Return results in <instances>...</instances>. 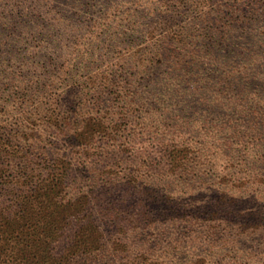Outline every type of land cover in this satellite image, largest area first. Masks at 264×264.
Returning <instances> with one entry per match:
<instances>
[{
    "label": "trees",
    "instance_id": "obj_1",
    "mask_svg": "<svg viewBox=\"0 0 264 264\" xmlns=\"http://www.w3.org/2000/svg\"><path fill=\"white\" fill-rule=\"evenodd\" d=\"M63 1L0 0V118L18 112L22 123L28 113L39 121L33 130L28 125L17 130L27 140L37 137L35 144L24 147L0 136V264H205L198 260L203 258L200 247L211 240L238 245V251L247 253L250 238L251 245L264 241V205L222 186L227 181L208 168L204 141L138 148L139 137L129 122L139 108H172L171 116L186 112L203 130L199 110H215L232 122L236 118L252 123L246 130L259 140L253 153L256 163L263 164L264 8L253 7L264 0H242L244 9L224 8L214 16L205 13L193 24L197 28L171 29L124 55L121 71L137 68L147 82L144 89L115 94L110 78L105 83L92 80L90 86L86 79L91 90L77 86L56 96L47 90L51 75L64 68L65 61L57 60L58 67L49 74L56 36L34 34L37 44L22 51L10 48L8 41L25 38L27 33L18 26L22 22L29 28L44 18L43 11L34 8H58ZM156 19V33L171 28ZM57 26L73 44L93 33L84 26ZM108 34L111 43L106 37L102 46L87 47V54L77 51L72 59L102 61L117 48V55H123L136 45L126 30ZM44 40L51 42L48 51ZM79 63L72 66L78 69ZM104 101L105 110L99 108ZM117 104H122L120 110ZM125 106L135 109L129 114ZM163 116L160 111V121ZM144 119L153 122L152 116ZM235 125L227 129L236 139L224 138L230 152L242 139ZM45 129L55 131L48 145ZM191 145L204 153L202 160L188 156ZM244 150L249 151V145ZM193 160L203 169L193 172ZM191 173L198 182H183ZM211 173L220 178L216 183L208 180L214 179ZM258 176L264 180V173ZM209 186L221 191L215 204L208 202L216 195L198 198Z\"/></svg>",
    "mask_w": 264,
    "mask_h": 264
},
{
    "label": "rangeland",
    "instance_id": "obj_2",
    "mask_svg": "<svg viewBox=\"0 0 264 264\" xmlns=\"http://www.w3.org/2000/svg\"><path fill=\"white\" fill-rule=\"evenodd\" d=\"M241 1L242 0H91L89 2V0H64L58 8H34L35 10L43 11L44 18L35 21V23H29V28H26L25 24H23L26 22H22L18 26L22 28L24 34L27 33L25 38L11 37L8 44L10 48L15 50L16 48H21L22 51L24 48L30 47L32 43L33 45L37 44V40L33 39L34 34L37 35L45 31L54 35V37L56 36V40L54 41L55 44L52 43L54 51L56 50L54 54L55 60L53 61L54 65L49 66V74L54 72L56 67H58L55 66L57 60L65 62L62 71H59L57 74H52L51 78L48 80V83L52 82L51 86L47 89L50 94L53 93L56 94V96H61L62 91L65 89L77 86L90 89L86 87L85 81L88 80L90 86L92 80L105 83L106 78H110V82L113 84L112 91H116L115 94H117L119 90V93L125 95L127 91L130 90L144 89L143 86H145L147 82L143 83L141 74L137 68L135 70L121 71L120 64L124 59L123 57L133 50L140 49L139 47L141 46L148 45L151 41L159 38L171 29H179L180 27L187 29L191 26L197 28L198 26H194L193 24L199 21L205 13H211V15L214 16L218 11L224 8L230 11L232 8L244 9L245 7L241 4ZM253 8H264V2L261 1L260 4ZM154 19H156V21L163 20V22L171 28L156 33L158 26L153 23ZM68 24L90 28L93 30V33L85 34L80 40L76 41V44H73L66 39V36H62L57 26H66ZM56 26L58 27V32L54 30ZM116 28L132 33V44H136L132 50L127 51L123 55H117V51L119 50V48H117V51L113 53V55H103L105 59L102 61L79 60L80 58L76 60L72 59L75 58L74 56H76L77 51L78 54H87V47H94L96 45L102 46L103 42L106 41V37L109 38V42L111 43L113 40L110 39L111 36L108 33L115 31ZM107 29L110 31L106 33ZM14 32L16 34L18 33L17 31ZM189 32L195 35L199 34V31H193L192 29L189 30ZM50 43L51 42L48 40L42 42L44 51L49 50L48 45H50ZM137 44L139 45L137 46ZM63 47L66 48V50H64L65 55H62L60 52ZM123 51L124 50L121 52ZM261 52L262 51L256 53L261 55ZM120 58H122V60ZM78 61L80 63L78 69H76L72 65ZM131 65L132 64H128V67H131ZM148 69L149 72L152 73L153 68L149 67ZM140 70L142 71L143 68L140 67ZM67 71L70 72L69 75ZM135 82L138 85H136ZM130 84H135L136 86L132 87ZM148 87H150V85H148ZM120 106H122V104H117L115 108L120 110ZM34 107L35 105H32L28 109L31 110ZM100 107L105 110L108 107L107 102L104 101L99 108ZM125 108L129 114L135 109V107L129 106H125ZM153 109H156L157 113H155ZM170 109L172 108H167V110H165L155 107L150 109L139 108L135 110L132 115L134 122L132 117L129 122L133 124V129H135V133L137 137H139L136 146L138 148L147 147L148 150H152L159 149L161 147L160 144L170 145L178 141L184 142V140L192 142L202 140L206 143V146H208V151L205 152L208 168L216 174L223 176L227 181V185L222 184V186L233 191L232 195L234 196H238L235 193L249 194L252 196L253 200L264 205V180L262 179L259 181L261 176H258L264 173V163L258 165L255 161V157L257 156H254L253 153L259 148L257 145L259 140L253 137L254 133L251 129L246 130L252 126V123H248L247 121L241 123L236 120V118H234L232 122L226 116L219 115L215 110L200 109V122L201 124H206L202 125L203 130H201V125H198L192 116H189L186 112H181L180 117L171 116L172 113L169 112ZM160 111H162V115H165L163 119L161 117V121L159 117ZM221 111L224 112L225 110ZM19 114L18 112H11L1 115L0 136L4 135L9 137L13 143L21 144L24 147L28 146V143H37V137H31L27 140L26 137L22 135V132L17 130L20 129L21 125H28L30 130H33L39 121L35 120L33 117H29L30 113H28V120L22 123L21 119L17 118ZM144 116H152L153 122L151 123L149 120L146 121ZM36 118L38 119L37 116ZM18 121L20 122L16 124ZM147 123L150 124V127ZM234 124H237L234 127L236 130L240 131L239 133L242 139L236 146L237 150L230 152L226 147L227 143H224V138L227 139V142H230L231 139L233 141L236 139L237 136L227 129L228 125ZM144 128H146V131L141 132ZM130 131L127 130L125 133L128 134ZM24 132H27V129ZM28 132L31 133L30 131ZM54 134L55 131L52 129H45V132H43L44 139H47V145L49 141L56 138ZM246 145H249V151L244 150V146ZM240 148L242 151L239 153ZM195 155L199 156L201 160L204 158V153L197 152V149L191 145L188 156L191 159L194 157L196 161ZM194 160L191 165L195 166L193 172H196V169L201 167L195 164ZM257 167L260 168L256 169ZM240 170H244L243 173ZM254 176L257 177L253 178ZM210 177L214 178V175L211 173ZM249 177L253 179L248 182ZM219 179L220 178L217 176L214 179L208 180L216 183ZM163 181L166 182L167 179L163 178ZM182 181H188L194 184L198 182L193 173ZM209 187L211 190L201 192L198 198L207 200L209 197L216 195V198L208 202L210 204H215L220 198L219 193L221 191L218 192L216 187ZM225 192H227V190H225ZM192 224L193 223H191L190 226ZM190 229H194V225H192ZM250 240L248 241V245L250 246V252L248 253L238 251V245H232V243H230V245L226 247L224 243L211 240V243H204V246L200 247L203 252L204 260L201 256L198 257V260L200 263L205 262V264H231L232 262L241 263L244 261L250 262V264H264V241L253 242L251 245Z\"/></svg>",
    "mask_w": 264,
    "mask_h": 264
}]
</instances>
